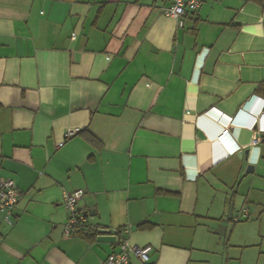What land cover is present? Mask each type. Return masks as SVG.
<instances>
[{
    "label": "crops",
    "instance_id": "1",
    "mask_svg": "<svg viewBox=\"0 0 264 264\" xmlns=\"http://www.w3.org/2000/svg\"><path fill=\"white\" fill-rule=\"evenodd\" d=\"M262 1L0 0V264H264Z\"/></svg>",
    "mask_w": 264,
    "mask_h": 264
},
{
    "label": "built area",
    "instance_id": "2",
    "mask_svg": "<svg viewBox=\"0 0 264 264\" xmlns=\"http://www.w3.org/2000/svg\"><path fill=\"white\" fill-rule=\"evenodd\" d=\"M203 4V0H170V5L164 9V14L176 18L179 26L183 27L184 18L188 10L196 12ZM246 110V109H245ZM210 113V111H208ZM231 123L228 125L230 126ZM78 130V129H77ZM76 130L69 129L66 138L74 135ZM256 141V140H255ZM64 142H60L62 146ZM85 194L84 189H77L73 192H65L63 201L70 216L65 227V232L71 234L75 228L85 226L87 217L79 213L78 203ZM20 191L13 179H0V211L5 214V220L12 223L13 211L19 202ZM153 246H131L126 240L121 243V248L108 255L103 264H131L130 254H134L142 264L151 263V252Z\"/></svg>",
    "mask_w": 264,
    "mask_h": 264
},
{
    "label": "water",
    "instance_id": "3",
    "mask_svg": "<svg viewBox=\"0 0 264 264\" xmlns=\"http://www.w3.org/2000/svg\"><path fill=\"white\" fill-rule=\"evenodd\" d=\"M249 169H252V166H249ZM96 212L94 211H89V212H85V215H92L94 216ZM233 215L232 211H231V216ZM98 236L97 239L99 241H105V242H115L117 241V236L111 234V230L110 229H105V228H100L97 230Z\"/></svg>",
    "mask_w": 264,
    "mask_h": 264
},
{
    "label": "trees",
    "instance_id": "4",
    "mask_svg": "<svg viewBox=\"0 0 264 264\" xmlns=\"http://www.w3.org/2000/svg\"><path fill=\"white\" fill-rule=\"evenodd\" d=\"M255 1H257V2H259V3H262V2H263L262 0H255ZM85 226H87V225H85ZM85 226L79 227V228H83V229L78 230L79 228L77 227V228H75V230H78L77 232H78L81 236H84V235H86V234H89L91 231H94V232H93V236H95V235L97 234V230H93V229H89V230H87V229L84 228Z\"/></svg>",
    "mask_w": 264,
    "mask_h": 264
}]
</instances>
